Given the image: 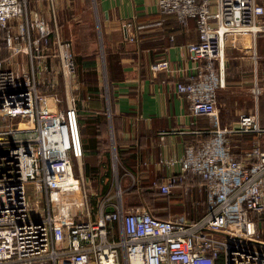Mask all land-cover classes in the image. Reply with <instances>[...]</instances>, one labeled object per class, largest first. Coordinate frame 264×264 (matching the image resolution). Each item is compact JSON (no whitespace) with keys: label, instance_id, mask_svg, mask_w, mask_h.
Returning a JSON list of instances; mask_svg holds the SVG:
<instances>
[{"label":"built area","instance_id":"obj_1","mask_svg":"<svg viewBox=\"0 0 264 264\" xmlns=\"http://www.w3.org/2000/svg\"><path fill=\"white\" fill-rule=\"evenodd\" d=\"M28 2L0 0V41L9 49L8 58L0 59V264H217L221 254L223 264H264L259 109L241 112L238 126L224 124L217 110L218 92L225 86L224 40L254 41L264 33V5L257 0H157L161 15L175 14L181 25L195 19L198 29V40L187 46L198 67L177 83V92L192 115L208 117L212 129L207 139L187 146L181 174L157 187L171 194L190 176L202 179L207 214L192 222L184 214L164 220L144 206L125 208L117 179V191L95 213L82 173L72 40L40 11L30 10ZM163 24L160 18L151 26ZM125 28L132 29L130 24ZM151 68L173 73L166 56ZM234 134L258 136L242 157L232 151ZM29 184L35 205L27 197ZM111 202L114 210L107 213Z\"/></svg>","mask_w":264,"mask_h":264},{"label":"crops","instance_id":"obj_2","mask_svg":"<svg viewBox=\"0 0 264 264\" xmlns=\"http://www.w3.org/2000/svg\"><path fill=\"white\" fill-rule=\"evenodd\" d=\"M28 8L40 11L63 38L72 40L74 92L84 141L82 173L95 213L100 202L117 191V181L121 198H128L125 207L143 204V191L181 174L187 146L207 139L212 129L208 117L192 115L187 99L177 92V83L198 67L187 51L190 42L198 40L197 26L192 20L179 24L175 14L161 15L157 0H29ZM160 18L162 28L152 27ZM224 42L225 86L218 92L217 110L224 124L238 126L239 114L259 109L263 101L264 33L254 41L227 36ZM3 46L2 39L1 60L9 56L7 47L3 56ZM164 56L172 74L151 68ZM49 64L56 65L55 56ZM103 122L108 132L99 128ZM257 137L232 135L233 153L242 157ZM154 201L158 216L181 213L195 222L207 214V189L197 176L173 186L167 197L156 195ZM112 207L111 202L104 210Z\"/></svg>","mask_w":264,"mask_h":264},{"label":"trees","instance_id":"obj_3","mask_svg":"<svg viewBox=\"0 0 264 264\" xmlns=\"http://www.w3.org/2000/svg\"><path fill=\"white\" fill-rule=\"evenodd\" d=\"M189 20H192L194 23H195V26H196V22H195V19H189ZM189 23V21H188ZM187 23V24H188ZM186 24V25H187ZM3 48V56L6 55L7 53V48L5 46L2 47ZM109 96H110V110L113 112V103H114V98L113 96H111V86H109ZM79 125H80V131H81V125H82V122H81V119H80V115H79ZM101 127V129L105 130L106 132H108V125L107 123H101V125H99V128ZM115 130V129H114ZM116 131V130H115ZM81 136H82V145L84 143L83 141V135H82V131H81ZM84 148V146H83ZM118 156L120 157L121 154L118 152ZM122 157V156H121ZM143 188H146L145 186H142V189ZM143 204L141 205H135V206H143V205H146L148 206V208L150 209L151 211V214H153L154 217L158 218V219H164V220H169V219H172L174 217H176L177 215H181V213H177V214H173L172 216H164V215H160L158 216L156 213H154L153 211V208H152V205L155 203V196L158 195V196H169L170 194H164L162 193L161 191H159L156 187L153 186V189L152 191L150 190H145L143 191ZM125 207V205H124ZM131 207V206H129ZM126 208V207H125Z\"/></svg>","mask_w":264,"mask_h":264},{"label":"rangeland","instance_id":"obj_4","mask_svg":"<svg viewBox=\"0 0 264 264\" xmlns=\"http://www.w3.org/2000/svg\"><path fill=\"white\" fill-rule=\"evenodd\" d=\"M260 4L264 5V0H260ZM29 3V2H28ZM10 21V20H9ZM27 65L26 68H29V65L27 63H25ZM104 83V82H103ZM106 84H104L105 86ZM254 104V102H253ZM263 101L260 102V105H259V125L264 127V108H263ZM250 112H255V109L253 111H250ZM125 183L126 182H123V189H125ZM95 189V188H94ZM158 189V188H157ZM27 197L30 201H32V204L35 205V201H36V197H35V191H34V187L32 184H29L28 185V189H27ZM127 196H124L123 197V204L125 205L127 203ZM144 207L148 208V206L146 205H143ZM141 206V207H143ZM217 264H223V258H222V254L220 255L218 261H217Z\"/></svg>","mask_w":264,"mask_h":264},{"label":"water","instance_id":"obj_5","mask_svg":"<svg viewBox=\"0 0 264 264\" xmlns=\"http://www.w3.org/2000/svg\"><path fill=\"white\" fill-rule=\"evenodd\" d=\"M113 210H114V208L112 207V208L107 209L106 212L109 213V212H111Z\"/></svg>","mask_w":264,"mask_h":264}]
</instances>
